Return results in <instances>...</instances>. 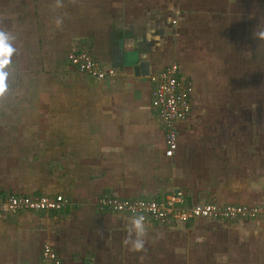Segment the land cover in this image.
I'll return each instance as SVG.
<instances>
[{
  "label": "crops",
  "instance_id": "obj_1",
  "mask_svg": "<svg viewBox=\"0 0 264 264\" xmlns=\"http://www.w3.org/2000/svg\"><path fill=\"white\" fill-rule=\"evenodd\" d=\"M0 0L14 49L0 95V195H63L58 211L0 214V264H264V218L145 224L100 212L103 195L264 208V0ZM59 17L62 23H55ZM176 20V23L172 21ZM87 50L116 70L98 81L69 65ZM177 63L192 109L165 156L148 76ZM134 238V235H133Z\"/></svg>",
  "mask_w": 264,
  "mask_h": 264
},
{
  "label": "built area",
  "instance_id": "obj_2",
  "mask_svg": "<svg viewBox=\"0 0 264 264\" xmlns=\"http://www.w3.org/2000/svg\"><path fill=\"white\" fill-rule=\"evenodd\" d=\"M172 22L176 23V20ZM67 58L70 66L98 81L116 74L114 68L103 65L87 50H72ZM148 78L152 85L150 103L164 131L165 156L171 157L178 147L177 123L185 121L192 109L193 84L182 75L177 63H170L149 73ZM67 202L60 194L7 193L0 195V214L58 211ZM96 207L100 212L107 211L130 218L143 216L145 224L165 227L183 225L195 219L235 222L264 218V208L259 205L199 201L188 206L180 194L174 193L158 199L103 195L98 198ZM60 263L55 245L45 241L40 248L38 264Z\"/></svg>",
  "mask_w": 264,
  "mask_h": 264
},
{
  "label": "clouds",
  "instance_id": "obj_3",
  "mask_svg": "<svg viewBox=\"0 0 264 264\" xmlns=\"http://www.w3.org/2000/svg\"><path fill=\"white\" fill-rule=\"evenodd\" d=\"M56 6H62L61 0H56ZM55 23L59 27L62 20L57 17ZM260 36L264 38V33H261ZM13 52L14 49L8 42V37L4 32H0V95L6 90L5 80L7 78V73L4 71V68L10 63ZM146 234L145 218L143 216L134 217L132 219V227L129 230L128 237L124 240V244L128 245L129 250L132 252L143 251L146 244Z\"/></svg>",
  "mask_w": 264,
  "mask_h": 264
},
{
  "label": "water",
  "instance_id": "obj_4",
  "mask_svg": "<svg viewBox=\"0 0 264 264\" xmlns=\"http://www.w3.org/2000/svg\"><path fill=\"white\" fill-rule=\"evenodd\" d=\"M150 62L147 60H142L134 65H132V69L134 75L136 76H148L150 73Z\"/></svg>",
  "mask_w": 264,
  "mask_h": 264
}]
</instances>
